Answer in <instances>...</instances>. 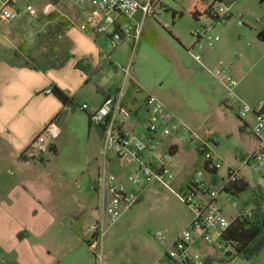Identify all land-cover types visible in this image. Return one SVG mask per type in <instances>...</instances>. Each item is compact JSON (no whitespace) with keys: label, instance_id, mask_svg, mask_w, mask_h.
I'll return each mask as SVG.
<instances>
[{"label":"crops","instance_id":"crops-1","mask_svg":"<svg viewBox=\"0 0 264 264\" xmlns=\"http://www.w3.org/2000/svg\"><path fill=\"white\" fill-rule=\"evenodd\" d=\"M5 1L7 0H0V5ZM138 1L145 3L148 0ZM161 1L152 0L155 8ZM27 6H32L34 11L27 12ZM48 6H51L52 12L45 15L43 11ZM163 8L166 11L170 10L164 6ZM16 10L21 14L16 22L0 25V190H2L0 192V264H96L82 235L86 228L100 219L99 208L89 213L85 206H83L84 210L78 207V211L72 208L69 198L65 195L77 199L78 180L62 181L58 176L51 180L41 178L43 171L51 165L46 157L52 153L44 152L38 160L34 157L31 147L45 127L53 123L59 132L58 138L54 141L56 154L51 156L56 157L59 153V144L64 140H71L73 127L77 126L80 135L84 133L87 135V149L96 164L94 171L87 169V176L90 177V187L97 196L98 202L99 197L94 191V184L104 169L119 176L122 182L125 181L128 172H122L118 168L114 155H109L107 159L101 156L103 130L90 122L88 113L82 111L81 106L87 104L92 108H98L107 98L117 97L122 92L124 105L135 112L139 110L145 98L149 96L147 88L135 81L131 72L127 78L120 72V69L126 68L130 61L133 40L126 38L123 44H128L129 48L127 63L123 67V64L118 62L116 53L111 56L109 52L110 35L91 39L83 31L91 12L89 5L70 0H16ZM230 16L233 17L231 11ZM141 19L139 13L130 24L135 26ZM148 20L144 23L145 26ZM175 22L176 20L173 24ZM196 22L201 23L200 27L210 29V33L221 38L218 31L220 25H214L212 20L208 19ZM256 23L259 25L246 29L247 31L240 27L237 35L249 33L257 38V33L264 29V20ZM222 31L228 36L232 35L228 24ZM144 33L145 31L142 32L139 40L140 44ZM258 42L261 44L259 48L264 51L262 47L264 43L259 40ZM223 45L221 39L214 48L209 49L213 50L208 52L209 62L223 58L221 55ZM196 49L199 47L194 41L191 50ZM253 60L256 61L254 67L264 63L262 56L253 55ZM106 64L114 66V74L109 80L99 77L105 72ZM233 68L232 76L233 71L236 70L238 78L233 77L240 81L237 89L239 99L252 106L256 112H263L264 87L260 86L264 83V69L261 68L258 73L244 75L239 68ZM50 89L53 94L47 95L46 91ZM54 89L65 93L70 105H64L56 96ZM78 100L81 104L77 102ZM223 107L236 122L234 134L229 133L227 137H235L238 148L225 177H219L220 170L205 171V180L216 189H225L229 170L237 169L240 171L243 183L249 189L250 185L244 172L251 170L243 166L240 159L252 153L257 146L252 131L254 115L241 120L238 116L240 102L237 100L229 102L227 97ZM228 119L225 116L222 122L226 123ZM146 121V115L137 113L130 121L129 128L137 137L145 138ZM193 129L204 133L206 138H216L218 142L214 147L220 144L216 123L207 122L204 126ZM163 142L173 150L172 169L175 177L177 178L180 172H192L199 160L197 146L184 143L181 135L163 139ZM215 156L220 159L216 154ZM175 159L177 161H174ZM9 167L15 169V173L11 174H14L17 180L6 183L2 176ZM33 174L35 178L33 193L42 201L41 203L48 204L49 201L54 203L49 207L41 206L39 200L34 198L27 188L32 182L30 178ZM194 175L184 186L182 194L189 189ZM151 187L144 188L141 199ZM234 191L239 193L233 188L223 193L233 195ZM220 197L216 204L223 212L219 203L220 201L224 203V200ZM225 216L230 220L231 216ZM68 218L72 221L70 227H65L61 231L51 230L50 226L55 221L60 222ZM174 241L167 244H172ZM192 251L197 255L203 253L204 261L225 264L222 262L225 259L224 255L212 244L202 240L195 241Z\"/></svg>","mask_w":264,"mask_h":264},{"label":"rangeland","instance_id":"rangeland-1","mask_svg":"<svg viewBox=\"0 0 264 264\" xmlns=\"http://www.w3.org/2000/svg\"><path fill=\"white\" fill-rule=\"evenodd\" d=\"M199 0H162L155 8V17L150 18L146 26L141 28L144 38L139 43L135 61L131 65V76L143 84L149 96L159 99L175 116L183 123L192 128L204 126L207 122L217 124L220 144L213 148V152L221 159L222 168L219 177H225L228 166L233 163V157L237 152L236 138L227 137L232 133L236 125L234 118L223 107L227 97L225 88L220 79L215 76V71L226 65L234 64L233 69L239 68L242 73H258L264 69V63L254 67L256 61L253 55L262 56L260 43L253 34L237 35L238 29L245 30L259 25L256 21L264 20V0H221L217 7H224L231 11L233 16L225 24H220L218 31L221 34L223 58L209 62V49H196L192 51L194 39L191 32L200 28L201 23L196 22L190 15V10ZM164 7L170 10H163ZM181 12L182 18H177L173 24V13ZM159 14V15H158ZM238 20L243 25L238 24ZM207 22V21H204ZM229 25L232 35L228 36L222 31ZM247 31V30H246ZM264 47V46H262ZM111 48V47H110ZM111 56L116 53L118 62L125 67L128 57V44L114 50L109 49ZM193 55H200L201 62H197ZM242 55V57H241ZM114 66L106 64L105 72L99 76L109 80L114 74ZM251 70V72H250ZM122 76V74H121ZM236 76V70L233 71ZM260 87H264L261 83ZM79 104L80 101H77ZM227 116L228 122L222 119ZM70 125V124H69ZM87 135L79 134L78 127H73L71 140H64L59 144V153L56 157L47 156L51 165L43 171L41 178L56 179V176L66 181L78 180L76 198H69L70 206L78 211V207L87 211H96L99 208L97 196L90 187V177L87 169L94 171L95 161L90 157L87 149ZM194 152V150H193ZM195 152L193 153V156ZM198 162L192 172H180L170 192L157 185H153L150 191L144 194L140 202L129 210L122 219L109 229L105 241V253L109 264H153L156 263L164 252V246L155 238L158 233H163L166 243L176 240L193 220L192 211L177 198L176 194L183 193L184 186L191 177L202 168V156L198 155ZM174 161H177L175 159ZM15 169L9 167L5 170L2 179L6 183L16 181ZM50 174V176H48ZM250 188L233 195L223 193L219 206L223 212L233 221L236 213H245L255 208L250 201L254 192L260 188L264 190V177L249 170L244 172ZM31 183L27 185L33 197L35 186L34 174ZM220 179V178H219ZM2 192V190H0ZM39 200V199H38ZM41 206L49 207L41 203ZM237 213V214H238ZM235 217V218H234ZM61 222V223H60ZM55 221L51 224V230L61 231L70 227L71 219ZM201 260L195 264H203V253L200 252ZM230 264H264V250L250 260L235 258Z\"/></svg>","mask_w":264,"mask_h":264},{"label":"built area","instance_id":"built-area-1","mask_svg":"<svg viewBox=\"0 0 264 264\" xmlns=\"http://www.w3.org/2000/svg\"><path fill=\"white\" fill-rule=\"evenodd\" d=\"M80 4H87L91 12L83 31L91 39L110 35L111 48L122 46L126 38L133 40L130 61L126 68L120 69L127 78L131 72V65L136 54L141 28L150 18L155 17V5L152 0L141 3L138 0H70ZM51 6L43 13L52 12ZM27 12H33L32 6L26 7ZM141 14V21L135 26L130 24L137 14ZM16 10V0H7L0 5V25H10L20 18ZM212 20L214 25L225 24L230 18V11L224 7L214 5ZM240 25H243L239 21ZM195 45L199 49H212L221 41L220 36L210 33V29L200 27L191 32ZM197 62H201L200 55H193ZM242 57V55H241ZM234 64L219 68L215 71L223 84L228 101L240 102L238 116L241 120L254 115L253 134L257 140L255 150L240 163L253 173L264 177V111L256 112L247 103L242 102L237 94L240 81L231 74ZM47 95L53 94L50 89ZM124 94L107 98L98 108L87 104L81 110L88 113L90 122L103 130V144L101 156L105 159L114 155L117 166L122 172H128L124 182L119 176L104 169L94 184V191L99 197L100 219L86 228L83 238L90 249L96 264H109L105 253V241L110 228L114 227L122 217L136 206L144 188L157 185L170 192L173 191L175 174L172 169L173 150L166 146L163 139L181 135L184 143L197 146V152L202 156L203 167L194 175L189 189L184 194H176L193 213V220L183 233L172 243L167 244L163 233H158L156 239L164 246L163 256L153 264H195L201 256L194 254L192 245L196 240L212 244L215 249L224 255L230 254L232 249L223 239L225 233L236 219L251 218L253 210L238 213L231 221L218 208L216 201L223 193L224 188L216 189L205 180V171H218L222 168L213 147L217 144L216 138H206L204 133L189 127L181 122L159 99L147 96L137 112L124 105ZM143 113L147 116L146 136L137 137L129 128L130 121ZM59 132L55 124L51 123L42 131L32 143L34 157L38 160L42 153L50 152L54 148V141ZM242 181L240 171L229 170L226 186Z\"/></svg>","mask_w":264,"mask_h":264},{"label":"trees","instance_id":"trees-1","mask_svg":"<svg viewBox=\"0 0 264 264\" xmlns=\"http://www.w3.org/2000/svg\"><path fill=\"white\" fill-rule=\"evenodd\" d=\"M221 3V0H199L196 5L190 10L191 17L196 21L202 19L214 20L217 17L212 15L214 5ZM183 14L173 13V22L177 18H182ZM257 39L264 43V29L257 33ZM58 99L64 105H70L69 98L60 91L54 89ZM50 153L56 154V150L51 149ZM206 171H207V167ZM235 189L239 193L248 190L247 185L242 181L234 182L225 187L223 192H229L230 188ZM255 208L251 218L236 219L232 222L230 228L225 233L223 239L233 252L227 254L223 263H230L235 258L250 260L254 256L259 255L264 250V190L258 188L250 201ZM203 264H213L207 260Z\"/></svg>","mask_w":264,"mask_h":264}]
</instances>
